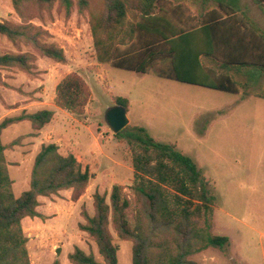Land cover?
I'll return each instance as SVG.
<instances>
[{"label":"trees","instance_id":"1","mask_svg":"<svg viewBox=\"0 0 264 264\" xmlns=\"http://www.w3.org/2000/svg\"><path fill=\"white\" fill-rule=\"evenodd\" d=\"M10 1L20 22L0 20V34L16 52L0 54V69L34 73L33 51L65 63L64 51L51 41L52 34L32 22L43 23L44 12L50 16L57 4L65 17L74 10L87 16L93 55L100 64L243 96L264 77V30L241 0ZM251 1L264 9V0ZM254 96L264 99V91ZM89 98V88L76 72L55 86L54 102L67 112L82 114ZM115 103L127 108L128 99L117 96ZM52 116L53 110L42 108L0 122V264H31L22 220L42 218L39 197L70 190L76 201L91 178L74 154L60 153L56 143H43L34 157L28 188L15 195L1 132L23 120L36 131ZM129 136L133 139L129 192L113 184L107 200L105 193L95 191L93 214L83 208L84 222L78 224L95 243L101 260L75 246L67 255L69 262L118 264L114 235L131 241L132 264H198L193 255L223 249L228 237L211 229L216 197L196 162L174 144L155 140L142 126L134 127ZM51 264L60 262L54 259Z\"/></svg>","mask_w":264,"mask_h":264},{"label":"rangeland","instance_id":"2","mask_svg":"<svg viewBox=\"0 0 264 264\" xmlns=\"http://www.w3.org/2000/svg\"><path fill=\"white\" fill-rule=\"evenodd\" d=\"M241 1L264 30V9L251 0ZM2 19L20 22L10 0H0ZM32 22L52 34L51 41L62 47L66 61L59 63L33 51L34 73L0 69V122L23 111L53 110L50 122L39 130L34 131L27 120L2 130L12 189L17 196L28 188L34 157L41 144L50 142L60 153L74 154L91 178L78 200H71L70 190L39 197L42 218L22 220L30 263L51 264L58 259L60 264H71L67 255L75 246L101 260L95 243L78 228L84 222L81 211L93 214L95 191L105 193L107 200L113 184L129 192L133 181L129 134L142 126L155 140L174 144L190 156L216 197L211 229L227 236L228 243L192 259L198 264H264V99L254 96L264 91V77L250 95L243 96L123 70L96 61L86 15L74 10L65 17L64 9L55 4L50 16L44 12L43 23ZM7 52L16 49L0 34V54ZM70 72L78 73L90 91L82 114L67 112L54 102L56 84ZM117 96L128 99V123L120 135L104 120ZM114 243L118 264H132L131 241L114 235Z\"/></svg>","mask_w":264,"mask_h":264},{"label":"water","instance_id":"3","mask_svg":"<svg viewBox=\"0 0 264 264\" xmlns=\"http://www.w3.org/2000/svg\"><path fill=\"white\" fill-rule=\"evenodd\" d=\"M104 120L113 133L121 131L128 123L127 108L120 104L108 107Z\"/></svg>","mask_w":264,"mask_h":264}]
</instances>
